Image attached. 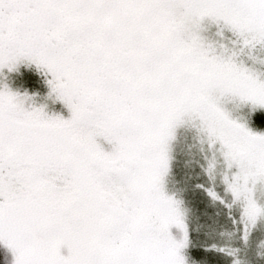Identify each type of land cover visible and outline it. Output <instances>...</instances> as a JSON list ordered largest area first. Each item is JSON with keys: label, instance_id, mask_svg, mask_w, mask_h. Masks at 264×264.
Here are the masks:
<instances>
[{"label": "snow or ice", "instance_id": "obj_1", "mask_svg": "<svg viewBox=\"0 0 264 264\" xmlns=\"http://www.w3.org/2000/svg\"><path fill=\"white\" fill-rule=\"evenodd\" d=\"M262 221L264 0H0V264H264Z\"/></svg>", "mask_w": 264, "mask_h": 264}, {"label": "rangeland", "instance_id": "obj_2", "mask_svg": "<svg viewBox=\"0 0 264 264\" xmlns=\"http://www.w3.org/2000/svg\"><path fill=\"white\" fill-rule=\"evenodd\" d=\"M193 227H194V229H196V230H200V229L205 228L206 225L203 224V223H198L197 221L194 220V222H193ZM262 227H264V221H262ZM226 236H227V234H225L223 237H220V236H218V237H219V238H223V240H224V238H225Z\"/></svg>", "mask_w": 264, "mask_h": 264}, {"label": "trees", "instance_id": "obj_3", "mask_svg": "<svg viewBox=\"0 0 264 264\" xmlns=\"http://www.w3.org/2000/svg\"><path fill=\"white\" fill-rule=\"evenodd\" d=\"M217 239L222 240V241H227V240L229 239V237L226 236V237L224 238V240H223V238H219V237L217 236Z\"/></svg>", "mask_w": 264, "mask_h": 264}]
</instances>
